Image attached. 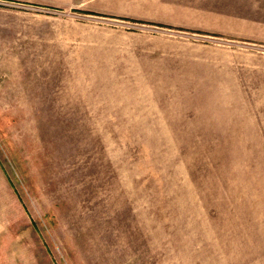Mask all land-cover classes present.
Wrapping results in <instances>:
<instances>
[{
    "label": "rangeland",
    "instance_id": "rangeland-1",
    "mask_svg": "<svg viewBox=\"0 0 264 264\" xmlns=\"http://www.w3.org/2000/svg\"><path fill=\"white\" fill-rule=\"evenodd\" d=\"M0 264H264V0H0Z\"/></svg>",
    "mask_w": 264,
    "mask_h": 264
}]
</instances>
